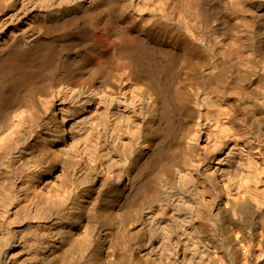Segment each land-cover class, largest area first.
<instances>
[{
	"label": "bare ground",
	"instance_id": "obj_1",
	"mask_svg": "<svg viewBox=\"0 0 264 264\" xmlns=\"http://www.w3.org/2000/svg\"><path fill=\"white\" fill-rule=\"evenodd\" d=\"M2 85L0 264H264V0H0Z\"/></svg>",
	"mask_w": 264,
	"mask_h": 264
},
{
	"label": "rangeland",
	"instance_id": "obj_2",
	"mask_svg": "<svg viewBox=\"0 0 264 264\" xmlns=\"http://www.w3.org/2000/svg\"><path fill=\"white\" fill-rule=\"evenodd\" d=\"M68 52V53H67ZM68 57H70L72 60H73V58H74V53H71V52H69V51H65L64 53H63V55H62V63L60 62V64H58L59 65V70H64V71H67V70H70V69H73V68H75V64H63V62H64V60L65 59H67ZM6 86V87H5ZM10 88V86L9 85H2V86H0V90L1 91H4V90H6V89H9ZM3 93V92H2Z\"/></svg>",
	"mask_w": 264,
	"mask_h": 264
}]
</instances>
